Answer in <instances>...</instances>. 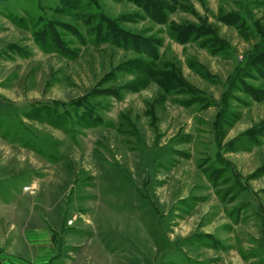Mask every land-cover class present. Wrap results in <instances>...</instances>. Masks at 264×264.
Returning <instances> with one entry per match:
<instances>
[{
    "label": "rangeland",
    "instance_id": "rangeland-1",
    "mask_svg": "<svg viewBox=\"0 0 264 264\" xmlns=\"http://www.w3.org/2000/svg\"><path fill=\"white\" fill-rule=\"evenodd\" d=\"M158 2L0 0V185L47 264H264V0Z\"/></svg>",
    "mask_w": 264,
    "mask_h": 264
},
{
    "label": "crops",
    "instance_id": "crops-1",
    "mask_svg": "<svg viewBox=\"0 0 264 264\" xmlns=\"http://www.w3.org/2000/svg\"><path fill=\"white\" fill-rule=\"evenodd\" d=\"M1 190L0 264H47L54 244L46 224L34 212L20 211L19 198L3 193L2 185Z\"/></svg>",
    "mask_w": 264,
    "mask_h": 264
},
{
    "label": "trees",
    "instance_id": "trees-1",
    "mask_svg": "<svg viewBox=\"0 0 264 264\" xmlns=\"http://www.w3.org/2000/svg\"><path fill=\"white\" fill-rule=\"evenodd\" d=\"M146 2L148 3H152V4H154V6H155V13H158V15L159 16H161V17H163V11L161 10L162 8V5L161 4H159V2H158V0H146ZM139 4H141L140 2H138ZM142 5V4H141ZM160 5V6H159ZM163 5H164V7H165V3L163 2ZM108 34L109 33H102L101 34V38H103V39H106L105 37H108ZM190 34H192L191 33V30H188L187 32H185V33H179V35H176V38L178 37V38H182V37H187V36H189ZM100 36V35H99ZM177 38V39H178ZM257 60V62H259L260 63V60L261 61H263V63L262 64H264V51L262 52V53H260L259 54V57H258V59H256ZM263 69H264V65H263ZM261 76L264 78V73L262 74L261 73ZM259 93L261 92V91H258ZM263 92V91H262ZM261 95L263 96L264 95V92L263 93H261ZM262 96H260V97H262Z\"/></svg>",
    "mask_w": 264,
    "mask_h": 264
}]
</instances>
